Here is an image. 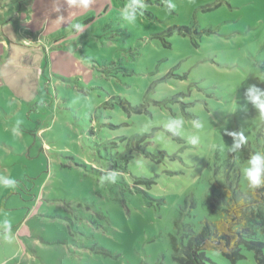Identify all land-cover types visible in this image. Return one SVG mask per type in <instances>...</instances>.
<instances>
[{"label":"rangeland","instance_id":"rangeland-1","mask_svg":"<svg viewBox=\"0 0 264 264\" xmlns=\"http://www.w3.org/2000/svg\"><path fill=\"white\" fill-rule=\"evenodd\" d=\"M6 2L22 37L0 62V264H176L171 238L214 222L229 184L246 194L264 152L245 96L264 88V0Z\"/></svg>","mask_w":264,"mask_h":264},{"label":"trees","instance_id":"trees-1","mask_svg":"<svg viewBox=\"0 0 264 264\" xmlns=\"http://www.w3.org/2000/svg\"><path fill=\"white\" fill-rule=\"evenodd\" d=\"M219 208H217V206ZM214 222L205 220L199 231L188 227L185 238H171L172 259L176 264H217L214 255L235 264L243 258L241 250L254 253L264 264V185L243 194L229 184L217 202L210 205ZM176 226V225H175Z\"/></svg>","mask_w":264,"mask_h":264},{"label":"clouds","instance_id":"clouds-1","mask_svg":"<svg viewBox=\"0 0 264 264\" xmlns=\"http://www.w3.org/2000/svg\"><path fill=\"white\" fill-rule=\"evenodd\" d=\"M69 2L80 8L87 9L90 6L92 0H69ZM135 2L139 8L145 7L144 0H135ZM175 8L176 5L173 3V0H166V10L169 13L174 11ZM136 18L137 17L134 11H128L125 14V19L128 22H133L136 20ZM72 27L80 30L82 29L83 25L73 24ZM245 96L247 102L251 103L253 107L259 111L260 118L264 119V88L259 87L256 84H251L246 89ZM244 111H247L246 107L244 108ZM197 127H199V125H197ZM224 131L226 135L231 136L235 141L234 146L231 149L232 151L239 149L243 144L247 143V138L243 131L240 133L228 132L227 129ZM243 176L250 188L255 189L264 185V152H258L256 155L250 157L246 163V166L243 168ZM0 186L5 188L14 187L15 181L11 179H5ZM2 227L7 233L11 228V223L9 221H4L2 223Z\"/></svg>","mask_w":264,"mask_h":264},{"label":"crops","instance_id":"crops-1","mask_svg":"<svg viewBox=\"0 0 264 264\" xmlns=\"http://www.w3.org/2000/svg\"><path fill=\"white\" fill-rule=\"evenodd\" d=\"M7 1V0H6ZM0 2V11L3 13V14H7L8 13V8H7V5H8V2ZM34 9V8H33ZM36 16H38V15H36V13L34 14V13H32L31 14V16H30V18H34V17H36ZM29 25V24H28ZM2 26V27H1ZM0 26V37H3V38H0V52L2 53H0V62L1 63H3L4 61H2L1 60V58H3V52H4V49H6L7 47L10 49L11 47H10V45L12 44V43H14V42H16V43H20L21 41L19 40V34H21V32H18V31H15L14 33L12 32L11 34H10V32H9V27L8 26H3V25H1ZM27 35H29V34H27ZM33 35H31V37H32ZM21 37H22V34H21ZM34 38H38L37 36H33ZM40 39H41V37H39V40H38V42H40ZM12 46V45H11ZM8 49V51H9V53H10V51L11 50H9ZM2 55V56H1ZM5 58V57H4ZM3 58V59H4ZM39 75V74H38Z\"/></svg>","mask_w":264,"mask_h":264},{"label":"built area","instance_id":"built-area-1","mask_svg":"<svg viewBox=\"0 0 264 264\" xmlns=\"http://www.w3.org/2000/svg\"><path fill=\"white\" fill-rule=\"evenodd\" d=\"M24 43H26V42H24Z\"/></svg>","mask_w":264,"mask_h":264}]
</instances>
